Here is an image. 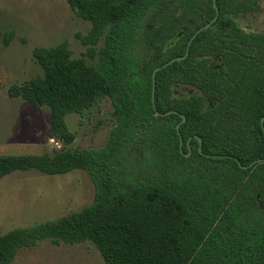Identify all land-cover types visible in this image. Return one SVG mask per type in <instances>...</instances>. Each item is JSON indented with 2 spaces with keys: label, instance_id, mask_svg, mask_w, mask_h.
Masks as SVG:
<instances>
[{
  "label": "trees",
  "instance_id": "1",
  "mask_svg": "<svg viewBox=\"0 0 264 264\" xmlns=\"http://www.w3.org/2000/svg\"><path fill=\"white\" fill-rule=\"evenodd\" d=\"M67 2L91 23L77 35L85 56L74 58L66 42L36 47L43 75L8 90L10 99L50 109L49 138L65 148L0 155V180L81 170L95 197L0 235V264L45 241L91 243L104 264H264V33L246 23L264 0H216L219 17L206 29L214 0ZM185 87L193 93L181 95ZM104 99L115 122L107 143L66 148L76 140L67 116Z\"/></svg>",
  "mask_w": 264,
  "mask_h": 264
},
{
  "label": "rangeland",
  "instance_id": "2",
  "mask_svg": "<svg viewBox=\"0 0 264 264\" xmlns=\"http://www.w3.org/2000/svg\"><path fill=\"white\" fill-rule=\"evenodd\" d=\"M246 23L249 31L264 33V2ZM90 27L67 0H0V155H41L65 148L49 138L50 109L10 99L8 90L43 75L33 59L36 47L51 48L66 42L74 58L84 57L87 47L77 35L87 34ZM10 34L13 38L5 45V36ZM103 44L101 41L100 46ZM192 93L189 87L180 90L181 95ZM112 113L111 100L104 99L83 115H68L67 124L76 140L66 148H102L115 124ZM94 197V184L81 170L58 176L34 170L15 172L0 180V235L77 212ZM12 264H104V260L88 242L55 246L45 241L23 250Z\"/></svg>",
  "mask_w": 264,
  "mask_h": 264
},
{
  "label": "water",
  "instance_id": "3",
  "mask_svg": "<svg viewBox=\"0 0 264 264\" xmlns=\"http://www.w3.org/2000/svg\"><path fill=\"white\" fill-rule=\"evenodd\" d=\"M214 6H215L216 11H217V16H216V18H215L210 24L206 25L203 29L209 28L213 23H215V22L217 21V19H218V17H219V9H218V6H217V4H216V0H214ZM203 29H201L199 32H201ZM192 40H193V39H192ZM192 40H191V42H192ZM188 54H189V49L187 50V53H186L185 56H183V57H178V58H176V59H173V60L170 61L168 64H166L165 67H167L168 65H170V64H172V63H174V62H180V61H182V60H185V59L187 58ZM161 69H162V67L157 68V69L154 71V74H153V99H154L155 88H156V74H157V72H158L159 70H161ZM171 113H172V112H169L168 114H171ZM175 113H177V112H175ZM157 115L159 116L160 113H157ZM185 117H186V116L182 115V117H181V118H182V122L177 126V130H178L179 133H180V127H181V125L184 124V123L186 122V118H185ZM262 122H264V119H262ZM198 140H199L200 145H201V147H200V151H201V150H202V139L198 137ZM183 143H184V142H183V139L181 138V145H183ZM190 155H191V151H190L186 156H190Z\"/></svg>",
  "mask_w": 264,
  "mask_h": 264
}]
</instances>
